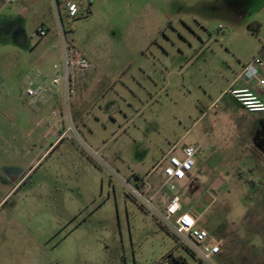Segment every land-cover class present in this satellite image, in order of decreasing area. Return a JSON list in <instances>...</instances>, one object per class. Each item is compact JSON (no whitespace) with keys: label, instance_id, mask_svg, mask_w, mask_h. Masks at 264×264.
Here are the masks:
<instances>
[{"label":"rangeland","instance_id":"374dc122","mask_svg":"<svg viewBox=\"0 0 264 264\" xmlns=\"http://www.w3.org/2000/svg\"><path fill=\"white\" fill-rule=\"evenodd\" d=\"M65 1L0 0V264H196L132 193L184 144L195 166L174 189L161 176L153 206L178 194L221 240L215 264H264V177L245 168L264 113L217 100L264 40V0H83L75 18ZM62 24L94 74L69 108H43L25 83L51 71Z\"/></svg>","mask_w":264,"mask_h":264},{"label":"built area","instance_id":"2783aa9c","mask_svg":"<svg viewBox=\"0 0 264 264\" xmlns=\"http://www.w3.org/2000/svg\"><path fill=\"white\" fill-rule=\"evenodd\" d=\"M13 2L14 0H3ZM83 0H66L65 8L69 18H75L80 13V5ZM84 11L90 12V7H84ZM222 29V27H220ZM39 35H47L45 29H39ZM62 57L59 63L53 65V75L41 79L40 75L33 76L25 83V94L32 99L33 104L41 103L53 96H61L66 107L69 108L70 100L76 94V88L80 81L85 80L89 61L78 51L66 37V31L62 24ZM264 47L260 53L246 66H244L240 78L246 82L256 80L258 92L251 91L249 88L230 87L222 97L229 96L237 102L246 112L264 113ZM69 130H74L73 124ZM64 131L60 136L64 135ZM197 149L192 145L183 148V157L175 154H167L163 161V174L166 178L163 186L170 185L174 189V180H183L187 177L195 166V155ZM139 189L132 188V193L142 204L153 211L159 218L161 224L167 228L184 246H186L197 258L207 264H215V258L222 251V242L219 238L209 233L208 230L201 228L198 224L199 218L184 211L181 198L178 194H173L165 203L164 211L159 212L153 202L157 198L159 191H152V186L147 179L139 180ZM164 264H172L167 259Z\"/></svg>","mask_w":264,"mask_h":264},{"label":"crops","instance_id":"0c3cea01","mask_svg":"<svg viewBox=\"0 0 264 264\" xmlns=\"http://www.w3.org/2000/svg\"><path fill=\"white\" fill-rule=\"evenodd\" d=\"M258 31V30H257ZM264 47V40L262 41L261 43V46L256 49L251 61L260 53L261 49ZM85 56V55H84ZM61 57H62V46L61 48L57 51V56L55 57L54 61H53V64H52V68H51V71L49 72V74H43L41 72H38L40 73L41 77H50L53 75V65L56 64V63H59L61 61ZM86 57V56H85ZM87 58V57H86ZM88 59V58H87ZM241 72L233 79V81L230 83V87H234V88H249L251 91H254V92H258V83L256 80H253V81H250V82H246L244 81L242 78H240L241 76ZM262 75H264V68L262 70ZM94 72L90 70V66H89V69H88V72H87V75H86V78L85 80L83 81H80L78 83V86L76 88V94L74 97H77L78 95H82L84 92H86L89 87H90V82H91V79H92V76H93ZM229 87V88H230ZM226 91V90H225ZM224 91L219 95V97L217 98V100H222L226 97H228L229 99H226L228 104H230V102H235L231 97L229 96H224L222 97ZM55 100H61L62 101V98L61 96H53V97H50L48 98L46 101L43 102V105L42 107L43 108H46V107H49L52 105V103L55 102ZM237 103V102H235ZM238 104V103H237ZM240 106V105H239ZM242 108V107H241ZM244 110V109H243ZM47 114V113H46ZM48 116H46L45 114L40 118L38 119V121L36 122L37 125H41V123L44 122L45 119H47ZM53 127H49V133H53L54 129ZM52 130V131H51ZM187 145H191V144H184L181 149H180V154H181V157H183V148ZM259 145H261L263 148H264V142L262 139H260L258 141V143H256L255 145H251V147L248 149V152L246 153V157H249V158H252L251 160L249 161H245L246 165H245V168H246V172H250V173H253V172H260L261 175L259 177H261L263 179L264 175H263V170L260 168V166L257 164V162H264V152L263 150H261L259 147ZM193 146V145H192ZM167 155V154H166ZM257 161V162H256ZM242 169L240 167H238L235 171V173H239L241 172ZM190 175V172L188 173L187 177ZM161 176H164V174L162 175H159L157 176L153 181H151V185L152 187L155 189V185L158 181L162 180L163 177ZM165 177V176H164ZM166 180V179H165ZM184 180V179H183ZM259 180V179H258ZM165 182V181H164ZM150 183V182H149ZM153 183V184H152ZM217 184V187H214V184ZM213 184V189H219L222 184H223V181L219 180V182H215ZM193 185V184H191ZM245 186L246 188H250L249 191H246L243 192L244 196L245 197H249V196H252V192L254 191V189L257 187V183H256V180L254 179H246L245 180ZM163 189V188H162ZM160 190V189H159ZM158 191V190H157ZM156 192V191H155ZM173 194H171L172 196ZM210 195H212L214 197V199L217 197L216 194H214V191H210ZM170 196V198H171ZM169 198V199H170ZM168 199V200H169ZM167 200V201H168ZM158 202L162 203V200H160L158 198ZM167 203V202H166ZM163 204V203H162ZM183 207V206H182ZM199 224V222H198ZM210 233V232H209Z\"/></svg>","mask_w":264,"mask_h":264},{"label":"trees","instance_id":"16d2710c","mask_svg":"<svg viewBox=\"0 0 264 264\" xmlns=\"http://www.w3.org/2000/svg\"><path fill=\"white\" fill-rule=\"evenodd\" d=\"M258 23H256L255 26H249V29H252V30H255L257 31L258 30ZM191 254L193 256H195L192 252ZM165 261V260H164ZM164 261L159 263V264H164ZM172 264H189L188 260L185 258V257H182V256H176L173 258V261H171ZM196 264H202V261L199 259V262H197Z\"/></svg>","mask_w":264,"mask_h":264},{"label":"water","instance_id":"95a60500","mask_svg":"<svg viewBox=\"0 0 264 264\" xmlns=\"http://www.w3.org/2000/svg\"><path fill=\"white\" fill-rule=\"evenodd\" d=\"M214 187H217V184L216 183L214 184Z\"/></svg>","mask_w":264,"mask_h":264}]
</instances>
